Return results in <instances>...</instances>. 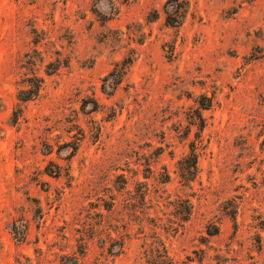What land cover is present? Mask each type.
<instances>
[{
    "label": "rangeland",
    "instance_id": "obj_1",
    "mask_svg": "<svg viewBox=\"0 0 264 264\" xmlns=\"http://www.w3.org/2000/svg\"><path fill=\"white\" fill-rule=\"evenodd\" d=\"M0 264H264V0H0Z\"/></svg>",
    "mask_w": 264,
    "mask_h": 264
},
{
    "label": "trees",
    "instance_id": "obj_2",
    "mask_svg": "<svg viewBox=\"0 0 264 264\" xmlns=\"http://www.w3.org/2000/svg\"><path fill=\"white\" fill-rule=\"evenodd\" d=\"M176 22L175 21H171V18L169 16L166 18V23L168 25L172 26L173 23H176ZM128 67H129V62H124L123 61L119 66H117L114 69V71L109 73V75H108L109 77H111V78L114 77L112 82H111L112 87L117 86L121 82L122 78L128 72ZM33 85H34V89L27 90L26 91L27 95L24 98L19 99L20 101L30 100V99L34 98L38 94L39 89H40V81L38 82V84H33ZM199 105L200 106H199V110L197 111V119L199 121V128L202 129L203 126H204V120L202 118V115H201L200 111L201 110H207L210 107L211 102L207 98H202L201 102H199ZM194 151H195V149L192 150V152L190 153L189 157L187 159H185V160H187V163H189L187 168H186L187 169L186 171H187L188 175L193 174V172H191V169H192V171L196 169L197 156H196ZM54 174L57 175V176L60 175L58 171L54 172Z\"/></svg>",
    "mask_w": 264,
    "mask_h": 264
}]
</instances>
